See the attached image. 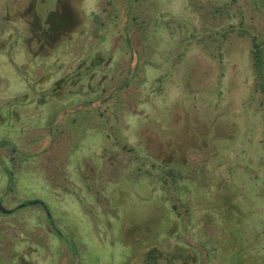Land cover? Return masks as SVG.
<instances>
[{"label":"rangeland","instance_id":"obj_1","mask_svg":"<svg viewBox=\"0 0 264 264\" xmlns=\"http://www.w3.org/2000/svg\"><path fill=\"white\" fill-rule=\"evenodd\" d=\"M68 1L0 0V264H264V0Z\"/></svg>","mask_w":264,"mask_h":264},{"label":"trees","instance_id":"obj_2","mask_svg":"<svg viewBox=\"0 0 264 264\" xmlns=\"http://www.w3.org/2000/svg\"><path fill=\"white\" fill-rule=\"evenodd\" d=\"M144 2H148V0H145ZM56 8L53 10H50L48 15L46 16V20L44 23L47 24V26H44V24L41 22V18L39 15H34L33 20L35 21V26H36V30L34 31V38H36L39 42V46L42 48L45 44L44 43H49V42H54L55 39H57L60 34L63 32H67L68 30L70 31L72 27H75L77 21L76 17L77 15L71 11V6L68 0H56ZM34 7V3L32 5ZM228 8L225 6H220V7H215L211 12L213 14V17H218L221 13H224L225 11H227ZM71 15V17H74V22L72 21L71 24L67 23L66 20V16ZM137 15H132V11L130 12V22H129V31L128 34H137V44H139L138 49H136V52L138 54V62L136 64V66H138L140 59L142 58V56L140 55V53L142 54L144 52L145 49H147V47L150 45L151 40L148 36H147V22L145 17L143 18H139ZM33 22V21H32ZM232 30H233V25H232ZM246 30H242L239 29V35L243 36L246 35ZM206 34H204V36H200V38L196 39V43L198 45H204L207 47L211 46L213 47L214 45V49H213V54L215 55V57H222V52L219 51L218 46L215 45V41H217L219 39V34L222 35L223 40H225V38L228 37L229 35V31H219L217 29H207L206 30ZM250 33V32H249ZM135 34V35H136ZM127 36V39H129L127 41V43L130 41V36ZM251 37V47H250V59L252 62V70L254 72V75L256 77V83H255V88L253 91V95H252V99L255 98V91L256 92H260L263 95V98L261 99L262 103H263V110H264V61H263V50L260 47V42L258 41L256 35L250 33L248 34ZM33 37V36H31ZM207 38V39H206ZM206 39V40H205ZM208 40V41H207ZM181 41H185V39L181 40ZM131 42V41H130ZM130 44V43H128ZM130 48L131 45H128ZM217 47V48H216ZM141 49V50H140ZM140 50V51H138ZM143 51V52H142ZM82 75V76H81ZM68 77L62 78L60 79V81H65V80H69V76L71 75H67ZM79 76H81L83 78V72H81L79 70ZM59 85V83H57ZM6 141H2V144H5ZM126 148L129 147L130 151H134V148L132 147V145H125ZM168 172L169 174L172 176L173 181L176 182L177 181V177H181L180 173H176L174 171V169L172 168H168ZM11 174H13V171L10 170L9 171ZM166 182L167 179L164 178ZM173 182V183H174ZM1 199V197H0ZM40 203V202H39ZM41 204V203H40ZM48 221L51 223V221L53 220V218H51V216H47ZM55 229V227H54ZM56 230V229H55ZM152 248L149 251V254H147V256L145 257V260L148 262H153L155 259L153 258L154 256L151 254L152 253ZM182 260H184L182 258ZM147 264V263H146Z\"/></svg>","mask_w":264,"mask_h":264},{"label":"water","instance_id":"obj_3","mask_svg":"<svg viewBox=\"0 0 264 264\" xmlns=\"http://www.w3.org/2000/svg\"><path fill=\"white\" fill-rule=\"evenodd\" d=\"M34 202H40V203H42V202L39 201V200H34V201H30V202H26V203L20 204V205H18L17 207H15V208H13V209H7V208H5V207L2 205V203H1V201H0V211L3 212V213H9V212H12L13 210H15V209H17V208H20V207H22V206H24V205H27V204H29V203H34ZM49 217H50V216H49Z\"/></svg>","mask_w":264,"mask_h":264}]
</instances>
